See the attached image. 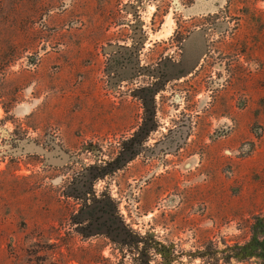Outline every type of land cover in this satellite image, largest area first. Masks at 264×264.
Listing matches in <instances>:
<instances>
[{"label":"rangeland","instance_id":"1","mask_svg":"<svg viewBox=\"0 0 264 264\" xmlns=\"http://www.w3.org/2000/svg\"><path fill=\"white\" fill-rule=\"evenodd\" d=\"M125 1L0 0V264H264V0H218L213 24L194 0H143L142 64L175 51L162 83L155 68L124 65ZM213 47L229 70L214 100L206 83L187 92L204 55L226 58ZM141 79L154 83L153 122L184 116L169 142H183L179 166L161 167L159 147L113 161L145 110ZM88 198L104 199L105 215Z\"/></svg>","mask_w":264,"mask_h":264},{"label":"flooded vegetation","instance_id":"2","mask_svg":"<svg viewBox=\"0 0 264 264\" xmlns=\"http://www.w3.org/2000/svg\"><path fill=\"white\" fill-rule=\"evenodd\" d=\"M123 1L124 0H119L118 4H120V6H121L123 4ZM126 1H129L128 6L130 7V10L133 11L134 16L128 24L125 23L121 26H128L130 28H134V31L130 32L129 35L122 34V37L129 39V36H131V39H134V43L133 42L130 43L132 48L128 50L129 51L128 56L126 53H123V55H122L123 56L122 60L125 63L124 65H126V62H129L130 64H134L136 66V63L139 62L140 66L145 67L144 70L155 68L159 71V75L161 77V83H162L164 76L167 75V69L169 68V64H168L166 56H168V53L171 49L170 48L168 49V47L163 48V50L161 52L162 54H161L160 58L158 59L161 61V63H158L157 65L153 66V59H151L150 56L145 55V58H144L145 65L142 64L143 62H141V61H142V57L144 56V53H141V52H142V50L146 49L145 46L147 45V39L150 38V34H151L149 30H151V26L153 23L151 21H149V25H147L148 21L146 19H144V17H142V15H141L140 9H141V6H144L143 0H126ZM218 3H219L218 0H194V1H192V4H194L197 7V10L199 11L196 14H200L202 17H206L205 19L207 20L208 24H213L219 19L216 16H213V14L216 13L215 9H216V6L218 5ZM158 7H159V5H158ZM160 8H161L160 12H163V13L166 12L167 13V10L165 9L167 7H165L164 4H162V7H160ZM120 10H121V12L123 11V9H120ZM157 11H158V9H156V12ZM158 16H161V19L163 17V15H156L155 18H150V20L156 22ZM123 18L125 19V17H123ZM118 21H121L120 18ZM144 21H145V23H144ZM133 23L135 25H132ZM190 34H191V32H190ZM171 35L175 37V35L173 33ZM187 38H189V34H185L184 31H181L178 33L176 32V42H178V44L181 48L179 50L182 52H183L182 47L185 46L184 42ZM192 41L196 42L198 45L200 44L198 36L193 37ZM216 49H218V47H213L212 50H208V51H210L211 54L213 53L216 55L226 56V58L223 59L222 57H220V58H217L215 60L213 56L204 55L203 57H207V58L206 59L203 58L202 61L201 60L199 61L200 63L198 66H196V70L193 74L195 76V78L198 79L199 84L194 83V87L189 85V87H191V88L187 90L188 93H193V92H195L196 94L200 93L199 92V86H201V83L202 84L206 83L208 85V88L213 89L210 92L213 94V96H211V98H213V100H214L216 98L215 92L218 91L217 88L219 86H221V87L224 86L223 81L228 83V80H227L228 76L224 77V75H223L229 71L228 70V63H226V61H228V57H227L226 53L222 50L220 51V49H218L219 51H218V53H216ZM198 50H199V48H197V51ZM171 52L175 53L174 50H171ZM121 57H119V59ZM162 61H164L165 63L162 64ZM222 63L224 64V67L222 66ZM139 69H141V68H139ZM216 69L218 70V73L215 72ZM206 79H207V81H206ZM136 83L138 84L137 86L140 85V87L137 89H140L139 90L140 91V98L143 99V104H144L145 110H144V112H141V111L140 112H138V111L134 112L133 118H137L140 121L139 126L133 128L132 134L130 135L131 137L125 138L121 147H119V150L116 149L113 152V154H115V158L113 159L114 163L127 164L128 162L136 159L137 156H139L138 151L142 150L143 148L145 151L144 159L146 157L149 158L150 156H148L146 154V150H150L151 152H153L156 149H158L157 147H159V150L155 154H153L152 156H157V159L161 161V167L163 166L166 169H168L169 167L179 166L180 163L184 162V159L182 158L183 154L181 153L184 150L183 142H178V144L172 149H170L169 142H170V140L174 139L175 135H179L181 133V130H182L181 126L184 123L183 122V120H184L183 114H180L178 116L179 121L176 122L174 127H171V128H165V127L160 126V124L167 125V123L165 122L166 114L163 118V117H159L158 113L156 112V115H154V122H153V113L151 111L150 106L148 105L147 100L149 98L151 99V97H148V95L153 93L154 83L152 82V80H147V79H141V80H139V82L136 81ZM165 84H168L167 81H165ZM175 86H180V85H175ZM193 88H195V90H193ZM137 89H132L130 91H132L136 94L138 92ZM172 91H174V90H172ZM211 98H210V96H207L208 100H210ZM154 103L158 104L157 101H154ZM156 110H157V108H156ZM155 118L156 119L160 118V120L159 121L155 120ZM147 126H149V127H147ZM150 126L152 128H150ZM159 129H162L164 133L161 132L159 137L154 138L155 134L160 132ZM168 153L172 154L171 158H169ZM148 161L149 160L146 159V162H148ZM142 163H144V162L142 161ZM164 173H166L167 175L170 174L167 171H165ZM104 201H105L104 199L99 200V202H100V204H99V203L95 202V200L90 201V199L88 198V202H86V205H87L86 207L91 214H94L93 211L95 210V207H96L95 204H99V205H97V208H100L99 210L103 211L102 213L105 215L104 211H106V210L104 207ZM92 218L93 217L91 216L90 219H92ZM111 218L114 221L115 218L114 217H111ZM118 220L121 223H119L117 225V227H115L113 229L114 234L112 236L115 237L116 240L119 239L118 241H122L120 239L130 238L131 233L128 232L129 230L125 229L124 221L121 218H118ZM115 221H116V219H115ZM112 226H113V222L111 221V224L108 225V230L111 233L113 231L111 228Z\"/></svg>","mask_w":264,"mask_h":264}]
</instances>
